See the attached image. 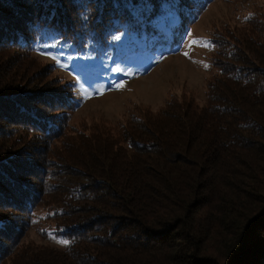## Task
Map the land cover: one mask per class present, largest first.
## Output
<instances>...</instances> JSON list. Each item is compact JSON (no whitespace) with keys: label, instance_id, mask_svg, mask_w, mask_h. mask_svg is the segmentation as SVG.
Wrapping results in <instances>:
<instances>
[{"label":"trees","instance_id":"trees-1","mask_svg":"<svg viewBox=\"0 0 264 264\" xmlns=\"http://www.w3.org/2000/svg\"><path fill=\"white\" fill-rule=\"evenodd\" d=\"M151 1L0 0V264H264V10L211 36L202 104L181 95L63 141L70 91L35 63L36 35L101 43ZM183 2L182 24L207 4ZM48 201L59 245L21 242Z\"/></svg>","mask_w":264,"mask_h":264},{"label":"rangeland","instance_id":"rangeland-1","mask_svg":"<svg viewBox=\"0 0 264 264\" xmlns=\"http://www.w3.org/2000/svg\"><path fill=\"white\" fill-rule=\"evenodd\" d=\"M180 1L172 12L169 0L146 2L147 16L151 11V17L145 23L138 29L136 25L121 30L112 26L110 38L101 43L89 35L74 44L51 32L36 35L35 63L49 62L54 85L62 84L59 88L65 86L70 91L63 114L64 142L97 123L121 126L131 112L157 110L170 98L184 95L202 104L211 75L216 73L210 63L215 55L211 36L228 40L224 34L239 31L245 15L264 10V0H204L207 4L196 19L182 24L180 16L186 10L184 0ZM174 14V24L169 25ZM180 34L183 39L173 49L178 38L172 42V37ZM59 166L53 165L55 169ZM53 203L34 207L21 242L59 245L52 233L57 219L41 211Z\"/></svg>","mask_w":264,"mask_h":264}]
</instances>
